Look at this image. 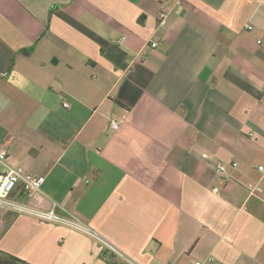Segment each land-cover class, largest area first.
Returning <instances> with one entry per match:
<instances>
[{
    "label": "crops",
    "instance_id": "obj_1",
    "mask_svg": "<svg viewBox=\"0 0 264 264\" xmlns=\"http://www.w3.org/2000/svg\"><path fill=\"white\" fill-rule=\"evenodd\" d=\"M160 9L0 0V147L45 177L15 199L58 203L123 257L1 208L0 251L29 264H264V0H181L163 25Z\"/></svg>",
    "mask_w": 264,
    "mask_h": 264
},
{
    "label": "built area",
    "instance_id": "obj_2",
    "mask_svg": "<svg viewBox=\"0 0 264 264\" xmlns=\"http://www.w3.org/2000/svg\"><path fill=\"white\" fill-rule=\"evenodd\" d=\"M181 4V0H161V9L159 12V24L163 25L168 19L174 6ZM251 29V27H249ZM153 47H157L156 43H153ZM123 121L111 120L110 127L113 130H118ZM8 150L6 147H0V164L5 167V171L0 175V208L10 211H14L17 214H26L42 220L50 221L56 224L64 225L79 231H82L90 235L95 240L102 243L105 251L104 257L108 259L106 252L112 251L115 254H118L120 257H123L114 245L105 240L101 235L96 231L86 226L82 221L73 216H63L58 210L61 208L58 203L52 202V208L49 211H42L25 205L15 199L19 195H24L28 198L39 195L43 192V185L45 182L44 176L34 175L30 173L27 169L22 166L12 167L7 164ZM204 158H207V155H203ZM234 167L237 166V163L233 164ZM219 172L226 173L227 169L224 165L217 166ZM259 169L264 171V167L260 166ZM218 188H215V192H218ZM262 192V189L259 186L253 187L251 190L252 196H258ZM213 258L209 259L212 261ZM131 264H135L132 261H129ZM194 264H203L200 261L195 262Z\"/></svg>",
    "mask_w": 264,
    "mask_h": 264
},
{
    "label": "trees",
    "instance_id": "obj_3",
    "mask_svg": "<svg viewBox=\"0 0 264 264\" xmlns=\"http://www.w3.org/2000/svg\"><path fill=\"white\" fill-rule=\"evenodd\" d=\"M113 263L116 264L115 262ZM0 264H29V263L14 255L0 251Z\"/></svg>",
    "mask_w": 264,
    "mask_h": 264
}]
</instances>
